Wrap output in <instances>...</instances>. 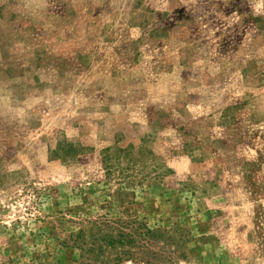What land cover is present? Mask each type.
Returning <instances> with one entry per match:
<instances>
[{
  "label": "rangeland",
  "instance_id": "374dc122",
  "mask_svg": "<svg viewBox=\"0 0 264 264\" xmlns=\"http://www.w3.org/2000/svg\"><path fill=\"white\" fill-rule=\"evenodd\" d=\"M0 264H264V0H0Z\"/></svg>",
  "mask_w": 264,
  "mask_h": 264
},
{
  "label": "trees",
  "instance_id": "16d2710c",
  "mask_svg": "<svg viewBox=\"0 0 264 264\" xmlns=\"http://www.w3.org/2000/svg\"><path fill=\"white\" fill-rule=\"evenodd\" d=\"M139 229H143L142 232L146 237L150 238L153 234L150 230H148L144 227L139 228ZM136 231H138V230L133 229V230H130L129 233L126 234V248L134 246V244H135L134 238L139 237L141 235L140 231L139 232H136ZM129 255H131V254H130L129 249H128V250H126V257L129 258L130 257Z\"/></svg>",
  "mask_w": 264,
  "mask_h": 264
}]
</instances>
